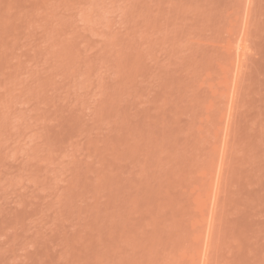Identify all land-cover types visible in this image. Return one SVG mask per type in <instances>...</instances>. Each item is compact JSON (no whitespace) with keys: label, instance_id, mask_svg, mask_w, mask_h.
I'll list each match as a JSON object with an SVG mask.
<instances>
[{"label":"rangeland","instance_id":"rangeland-1","mask_svg":"<svg viewBox=\"0 0 264 264\" xmlns=\"http://www.w3.org/2000/svg\"><path fill=\"white\" fill-rule=\"evenodd\" d=\"M0 264H264V0H0Z\"/></svg>","mask_w":264,"mask_h":264}]
</instances>
